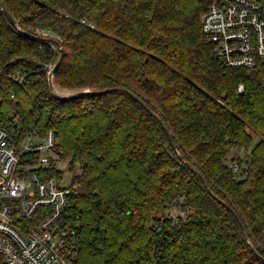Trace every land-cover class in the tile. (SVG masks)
Wrapping results in <instances>:
<instances>
[{
	"label": "trees",
	"instance_id": "1",
	"mask_svg": "<svg viewBox=\"0 0 264 264\" xmlns=\"http://www.w3.org/2000/svg\"><path fill=\"white\" fill-rule=\"evenodd\" d=\"M0 2L14 20L0 7V130L55 132L76 264H264V63L214 57L208 4ZM58 61V94H94L56 99ZM240 149L242 180L227 163Z\"/></svg>",
	"mask_w": 264,
	"mask_h": 264
},
{
	"label": "built area",
	"instance_id": "2",
	"mask_svg": "<svg viewBox=\"0 0 264 264\" xmlns=\"http://www.w3.org/2000/svg\"><path fill=\"white\" fill-rule=\"evenodd\" d=\"M201 1L208 4L202 31L221 64L252 69L264 63V0ZM66 167L54 131L25 130L18 119L0 130V264L77 263L78 226L70 212L77 191L65 183ZM229 170L243 179L236 160ZM180 213L173 207L169 217Z\"/></svg>",
	"mask_w": 264,
	"mask_h": 264
},
{
	"label": "water",
	"instance_id": "3",
	"mask_svg": "<svg viewBox=\"0 0 264 264\" xmlns=\"http://www.w3.org/2000/svg\"><path fill=\"white\" fill-rule=\"evenodd\" d=\"M0 7L6 13L7 17L9 18V20L12 23H14L13 17L8 13V11L6 10V8L3 6V4L1 2H0ZM62 55H63V52L61 51L60 58L62 57ZM59 62L60 61H58L57 64L55 65V67L49 72V86H50V90H51L53 96L56 99L61 100V101H69V100H73V99H76V98H79V97H84V96H87V95H90V94H94V92H92L89 89L78 90V91H69L70 92L69 95H66V96H61L60 94H58L56 92V90H55L56 85H55V82H54V71H55L56 67L58 66ZM170 139H171V142H172L173 146L175 147L172 138H170ZM177 153H178V151H177ZM246 238H248V237L246 236Z\"/></svg>",
	"mask_w": 264,
	"mask_h": 264
},
{
	"label": "rangeland",
	"instance_id": "4",
	"mask_svg": "<svg viewBox=\"0 0 264 264\" xmlns=\"http://www.w3.org/2000/svg\"><path fill=\"white\" fill-rule=\"evenodd\" d=\"M53 69V68H52ZM55 88H57V87H55ZM57 91V90H56ZM67 92H69V91H67ZM252 133H254V135H255V145L258 143V142H260V136L258 135V134H256L255 132H253L252 130H250ZM236 157H240V158H242V159H244V158H246V153H243V152H240V150H235V151H233L232 153H231V155L229 156V158H228V160H227V163L229 164L231 161H232V159H235ZM235 161V160H234ZM67 168V167H66ZM66 168H65V174H66V181H65V183L66 184H70L71 183V181H72V179H71V174H70V172L68 171V170H66Z\"/></svg>",
	"mask_w": 264,
	"mask_h": 264
},
{
	"label": "bare ground",
	"instance_id": "5",
	"mask_svg": "<svg viewBox=\"0 0 264 264\" xmlns=\"http://www.w3.org/2000/svg\"><path fill=\"white\" fill-rule=\"evenodd\" d=\"M55 90H56V88H55ZM57 92V91H56Z\"/></svg>",
	"mask_w": 264,
	"mask_h": 264
}]
</instances>
